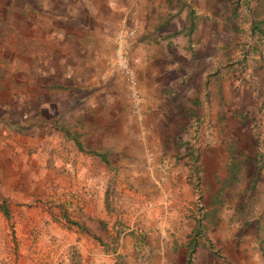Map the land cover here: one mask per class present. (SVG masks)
I'll return each mask as SVG.
<instances>
[{
	"label": "crops",
	"instance_id": "crops-1",
	"mask_svg": "<svg viewBox=\"0 0 264 264\" xmlns=\"http://www.w3.org/2000/svg\"><path fill=\"white\" fill-rule=\"evenodd\" d=\"M254 6L0 0V179L3 169L11 177L22 168L23 190L72 194L77 219L97 238L117 234L115 253L128 264H264V164L256 172L262 181L245 189L263 195L260 207L254 196L245 211L244 201L214 200L210 216L203 200L206 186L214 190L213 178L226 173L222 131L264 130V47L253 37L264 39V30L252 25ZM118 27L133 33L119 41ZM245 36L243 50H251L243 59L235 41ZM115 43L127 60L137 57L139 113L112 60ZM262 141L256 148L264 160ZM13 181H5L10 190ZM249 223L238 241L237 225ZM223 233L230 236L225 248Z\"/></svg>",
	"mask_w": 264,
	"mask_h": 264
},
{
	"label": "rangeland",
	"instance_id": "rangeland-1",
	"mask_svg": "<svg viewBox=\"0 0 264 264\" xmlns=\"http://www.w3.org/2000/svg\"><path fill=\"white\" fill-rule=\"evenodd\" d=\"M262 25L264 27V23ZM248 37L251 38L249 33ZM253 37L256 39L254 43L264 47L263 37ZM249 38L245 36V39L236 38L237 41H235V44L240 43L238 44L239 50H241L239 53L243 59L248 56L251 50H243ZM227 66L230 64L225 59L222 65L223 78L229 81L228 71L230 72V70ZM234 69L236 73H244V65L239 60ZM234 69H231V72ZM207 74L208 72L206 73L205 84L211 87L213 82L208 80ZM243 77H245L244 74L241 78L243 79ZM226 86L227 89L234 90L231 82H227ZM236 89L239 90L237 87ZM246 89L243 85L240 91L246 92ZM242 94V97L246 98L245 94L247 93ZM237 102H239V108L244 107L242 98L238 99ZM230 131H222L226 133L223 134L226 139L223 144V149L227 152L226 160L223 163L226 173L223 176L213 178L212 183L214 184L215 181L217 183L214 190L210 191L208 185L204 189L203 200L209 206L205 210V215L213 216L211 205L214 200L232 205L244 201L243 208L239 210L245 211L244 206L251 197L254 196V203H257V207H260L259 202H262L263 199L261 193H247L245 189L259 184V180L262 181L260 171L258 172L259 175L256 172L261 170L264 164L260 154L264 130L259 126L253 131L249 128L238 129V133L233 135L230 134ZM233 137L237 142L236 145L233 142ZM257 146L260 149H257ZM17 161L19 162L18 166L21 167L22 160ZM2 171L3 175L0 179V264H128L129 259L121 256L120 251L115 253L120 241L117 240V234L111 237L107 236L105 239L97 238L88 231V227L91 225L85 224L82 219H77V211L80 209L71 207L72 194L67 191L61 193L58 190L55 191L54 188L39 189L36 186L28 192L23 190L20 184L22 168H13L11 173V177L15 176L13 179L6 177L4 169ZM7 179L10 182L14 180L16 186L13 190L6 186L8 185L5 182ZM47 180L52 181L53 178L48 177L46 182H48ZM217 196L219 198L215 199ZM254 208L256 207L254 206ZM252 210L254 209L252 208ZM252 210H250L251 215L254 213ZM238 214L239 216L243 215L239 212ZM62 215L66 218H61ZM251 225L252 223L237 225L238 241L243 239L240 233H243L244 229ZM257 227L259 228V226ZM227 236L223 233L219 237L223 248L229 246L230 236Z\"/></svg>",
	"mask_w": 264,
	"mask_h": 264
},
{
	"label": "built area",
	"instance_id": "built-area-1",
	"mask_svg": "<svg viewBox=\"0 0 264 264\" xmlns=\"http://www.w3.org/2000/svg\"><path fill=\"white\" fill-rule=\"evenodd\" d=\"M132 33H133L132 28L118 27L116 30V39L122 41L127 35H130ZM113 49H114V53L112 56V60L116 65V67L120 70L130 90V96L132 102L131 110L134 113H139V109H140L138 104L139 92L134 85V77L132 74L133 71L131 68V62H135L137 60V57H133L131 60H127L126 58H124L122 49L119 47L118 43L114 44Z\"/></svg>",
	"mask_w": 264,
	"mask_h": 264
},
{
	"label": "trees",
	"instance_id": "trees-1",
	"mask_svg": "<svg viewBox=\"0 0 264 264\" xmlns=\"http://www.w3.org/2000/svg\"><path fill=\"white\" fill-rule=\"evenodd\" d=\"M254 8V21L252 25L258 32L263 33L264 27L261 24L264 23V0H255ZM61 218L65 219L66 217L62 215Z\"/></svg>",
	"mask_w": 264,
	"mask_h": 264
}]
</instances>
